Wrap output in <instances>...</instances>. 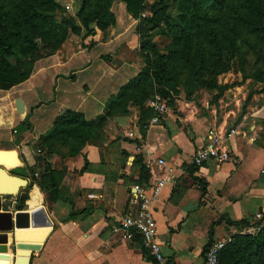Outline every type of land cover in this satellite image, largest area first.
<instances>
[{
    "label": "crops",
    "instance_id": "1",
    "mask_svg": "<svg viewBox=\"0 0 264 264\" xmlns=\"http://www.w3.org/2000/svg\"><path fill=\"white\" fill-rule=\"evenodd\" d=\"M118 8L119 13L111 8L114 25L94 29L85 38L70 33L55 53L35 62L27 79L0 89V139L11 141V129L19 135L18 146H1L9 147L0 155L1 164L17 152L20 161L15 166H34L36 141L57 115L70 109L87 120L106 116L108 98L138 74L139 18H133L123 2ZM253 82L237 85L250 97L229 129L221 124L211 128L216 117L208 118L192 102L178 99L179 113L166 108L159 122H148L144 136L138 126L139 110L132 108L107 115L96 142L75 152L59 143L58 151L42 143L44 161L36 163L26 178V186L30 180L34 184L24 203L19 207L18 197L26 186L3 200L4 209L13 200L22 211L42 207L50 221V231L31 253L29 264H154L139 239L126 240L112 232L113 225L137 209L133 199V185L140 178L137 155L148 168V184L163 181L152 207L162 250L173 264H203L208 243L246 226L241 221L251 222L255 213L264 219V90ZM16 98L23 103L22 113L15 108ZM25 118L30 128L17 129ZM210 128L224 134L230 158L195 167L194 152Z\"/></svg>",
    "mask_w": 264,
    "mask_h": 264
},
{
    "label": "trees",
    "instance_id": "2",
    "mask_svg": "<svg viewBox=\"0 0 264 264\" xmlns=\"http://www.w3.org/2000/svg\"><path fill=\"white\" fill-rule=\"evenodd\" d=\"M76 1L79 4L77 19L70 14L58 18L54 14L55 11L57 9L66 10L55 0H15L9 2L10 7H6L4 2H0V29H6L0 35V64L3 63V65H0V89H9L27 79L33 72L35 62L55 53L70 33L82 35L85 38L93 33L94 27L103 31L115 24V15L111 10L112 0ZM120 1L124 3L126 11L133 18H140L144 0ZM88 2L92 4L89 8H87ZM13 4H16L17 9L11 11ZM218 4H221V0H175L174 3H164V0H158L152 15L148 18L149 27L143 28V41H141L142 36L140 34V50H145L149 46L150 49L156 51V45L151 41L150 35L147 34L155 27H160L161 33L164 31V25L179 31L201 30L202 21L205 20L204 11ZM261 4L256 7L251 15L247 14L246 17L249 22L245 26L262 41L264 40V2H261ZM99 20L100 24L98 23ZM93 21H96L99 27L96 24L93 27L91 25ZM223 23L230 29H234L238 22L231 13H226ZM46 24L50 25L47 27ZM240 25L244 26V24ZM160 57L162 56L160 55ZM259 73L264 76V73ZM147 75L148 73L142 71L130 78L119 88L116 94L108 98L105 105L106 116L114 112L128 113L122 107L124 106V100L127 97H132L138 106V126L142 136L146 132L153 111L148 105L145 106L144 100L140 99L134 92ZM256 75L253 72L246 76L255 81L264 82V79ZM216 88L223 89L225 87L216 85ZM262 90H264V87ZM159 92L163 96L168 94L164 89H160ZM106 116L100 115L96 119L87 120L79 112L70 109L65 110L64 113L55 117L52 127L46 133L39 135L35 144V151L36 149H39V151L36 152L34 166H13L9 170L10 173L24 178L30 177L29 174L34 171L36 163L41 164V161H44V157L40 153L43 149L42 143L48 144V148L55 151H58L57 144L59 143L60 147L64 146L68 149L66 151L75 152L86 143L96 142ZM16 128L19 130L29 129L30 125L27 118L18 124ZM18 142L19 140L16 141V144ZM3 152L4 150H0V155ZM135 158L136 162L139 163L140 170V178L135 182L148 184V168L139 155ZM86 166L87 160L85 159L83 168ZM31 184L32 181L25 187L23 192H27ZM202 190H204L203 187ZM25 198V196L19 195V207L24 203ZM241 222L243 225L250 224V221L246 220ZM253 258H264V227L256 234H232L231 241L219 253L218 264H254Z\"/></svg>",
    "mask_w": 264,
    "mask_h": 264
},
{
    "label": "rangeland",
    "instance_id": "3",
    "mask_svg": "<svg viewBox=\"0 0 264 264\" xmlns=\"http://www.w3.org/2000/svg\"><path fill=\"white\" fill-rule=\"evenodd\" d=\"M10 1L15 0H0V2L5 3L6 7H10ZM55 1L66 10L57 9L54 14L58 18L70 14L77 19L79 4L76 0ZM157 1L144 0L143 2L140 18L135 24V28L140 30L141 36L144 35L143 28L150 25L148 18L152 15ZM90 2L87 3V8L92 6ZM174 2L175 0H164V3ZM261 2H264V0H221V4L204 11L205 20L202 21L201 30L179 31L164 25L163 33H161L160 27L148 31L147 34L150 35L151 41L157 49L154 51L147 46L145 50H140L139 47L136 59L142 62V66L138 73L143 71L148 75L139 84V88L135 90L134 94L144 100L145 106L154 95L161 96L166 103V107L171 108L176 114L179 113L176 104L178 99L183 103L192 102L198 113H205L208 118L210 115L213 119L216 117L211 128L213 126L217 128L220 124L223 129L234 126L245 111L250 97V92L247 93L245 88L238 89L237 85L247 86L254 83V79L246 76L253 72L257 74V77L259 75L261 79H264V76L259 73H264V40L261 41L256 34L251 33L245 26L249 22L246 17L247 14L251 15L256 7L262 5ZM120 3H122L120 0H112L111 8L113 6L116 13L117 11L119 13L118 6ZM16 9V4H13L11 11ZM226 13H231L237 22L244 24V26L242 27L237 23L234 29H230L223 23ZM98 23L100 24V20ZM95 24L97 25L96 21L91 23L93 27ZM46 25L48 27L50 24ZM94 28L98 29L97 27ZM5 30L0 29V35ZM52 35L54 36V34ZM141 39V41L144 40L143 36ZM88 41L91 42L92 40ZM0 65H3V63ZM257 82L259 83L255 84H259V87H264V82ZM216 85L225 88L219 89L216 88ZM160 89L166 90L167 96H163L159 92ZM122 108H124V111H129L132 108L138 109V106L132 97H127ZM231 111H234L235 114ZM224 115H226V118L222 122ZM10 133L14 138L11 141L0 139V150L9 151V147L1 146H18L16 141L19 139V135L13 129L10 130ZM61 148L68 150L64 146ZM23 154L25 155V153ZM19 161L16 152L10 162L8 161L9 163H0V167H4L9 171ZM33 184L32 182L31 186ZM27 192H21L20 195L27 197ZM31 200V203L36 201L35 192H32ZM262 219H257L254 215L250 224L244 227H236L231 235L236 233L256 234L264 227V219ZM249 226L253 227L254 230H249ZM253 260L254 264H264V258H253Z\"/></svg>",
    "mask_w": 264,
    "mask_h": 264
},
{
    "label": "built area",
    "instance_id": "4",
    "mask_svg": "<svg viewBox=\"0 0 264 264\" xmlns=\"http://www.w3.org/2000/svg\"><path fill=\"white\" fill-rule=\"evenodd\" d=\"M153 111V116L149 120V124L159 122L162 113L166 110V103L161 96L154 95L147 104ZM15 131V130H14ZM234 130L231 129L230 133ZM224 134L218 133L213 129H209L205 135V142L198 146L194 152L192 163L195 167H200L207 161L221 163L230 158V153L225 147L223 141ZM157 163L164 166L165 162L162 158L156 159ZM162 180L153 185L144 183H135L133 185V199L137 209L133 213L123 216L119 222L112 226V232L119 234L121 238L126 240L139 239L142 247L154 260V264H173L169 257L162 250L158 233L157 224L153 215L152 203L158 198ZM6 196H0L3 201ZM255 217L260 219L262 215L255 213ZM254 230L253 227H248ZM232 239V235L211 241L204 251L203 264H218L220 251Z\"/></svg>",
    "mask_w": 264,
    "mask_h": 264
},
{
    "label": "water",
    "instance_id": "5",
    "mask_svg": "<svg viewBox=\"0 0 264 264\" xmlns=\"http://www.w3.org/2000/svg\"><path fill=\"white\" fill-rule=\"evenodd\" d=\"M15 108L20 113L24 111L20 98L15 99ZM26 184V178L0 167V196L15 195ZM3 206L0 199V264H29L31 253L40 247L50 231V221L42 207L22 211L17 209L16 200L6 209Z\"/></svg>",
    "mask_w": 264,
    "mask_h": 264
},
{
    "label": "bare ground",
    "instance_id": "6",
    "mask_svg": "<svg viewBox=\"0 0 264 264\" xmlns=\"http://www.w3.org/2000/svg\"><path fill=\"white\" fill-rule=\"evenodd\" d=\"M10 253V251H8V254Z\"/></svg>",
    "mask_w": 264,
    "mask_h": 264
}]
</instances>
